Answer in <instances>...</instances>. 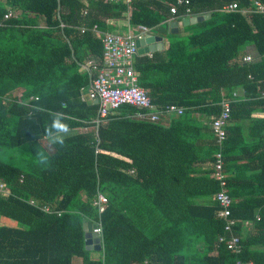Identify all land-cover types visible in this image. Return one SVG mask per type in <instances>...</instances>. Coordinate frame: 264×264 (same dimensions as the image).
<instances>
[{"label": "trees", "instance_id": "trees-1", "mask_svg": "<svg viewBox=\"0 0 264 264\" xmlns=\"http://www.w3.org/2000/svg\"><path fill=\"white\" fill-rule=\"evenodd\" d=\"M176 1L0 0V184L8 189L0 217L18 223L0 226V264H264V119L251 118L264 109V13L255 5L264 0H191L193 16L210 19L185 28L187 38L178 33L166 52L136 57L138 84L157 109H185L170 128L129 105L102 118L86 93L97 74L88 62L104 60L94 26L108 32L131 10L132 26L166 32ZM10 9L17 17L5 19ZM249 46L260 57L245 63ZM224 99L232 101L224 155L239 254L218 245L220 146L215 137L199 149L205 127L193 120L212 123ZM55 119L67 125L62 144L49 135ZM241 119L253 123L250 142ZM98 194L108 199L103 213ZM84 218L102 224L99 258L85 248Z\"/></svg>", "mask_w": 264, "mask_h": 264}, {"label": "built area", "instance_id": "built-area-1", "mask_svg": "<svg viewBox=\"0 0 264 264\" xmlns=\"http://www.w3.org/2000/svg\"><path fill=\"white\" fill-rule=\"evenodd\" d=\"M131 3L132 0H125ZM258 9L264 12V6L259 2L256 3ZM184 7L182 15L192 17L191 0H177L170 6L171 14L176 16L179 9ZM238 8L234 3L225 6L227 11H233ZM17 17L13 10L5 15V19ZM150 29L145 25H138L126 33L103 34L104 60L100 64L95 61H89L88 66L93 68L97 73L96 77L87 90V95L93 102L98 101L100 105L99 115L107 118L110 114L120 110L122 106L129 105L137 108L133 116L140 119H149L159 122L162 114H182L184 109L177 105L167 106L165 109H157L152 103L147 91L138 84V76L134 68L135 56L139 48L137 40L144 37ZM245 63L255 61L251 55H246L243 60ZM37 99V98H36ZM232 113V101L224 99L222 110L218 116L212 118L211 127L217 137V143L220 146L216 154L217 160L214 162L213 177L220 182L221 191L217 194L216 199L220 203L221 210L219 216L226 220L225 234L219 237V243L225 244L228 250L239 254L242 250L241 238L235 234L234 228L237 223L231 218V208L233 199L228 193L227 173L225 171L224 143L228 138V125ZM8 189L0 184V194H8ZM108 199L103 194H98L95 204L99 207V212L103 213ZM31 204L35 205L33 201ZM47 212H51L49 207H45ZM95 229L97 233H102V224L99 222Z\"/></svg>", "mask_w": 264, "mask_h": 264}, {"label": "crops", "instance_id": "crops-1", "mask_svg": "<svg viewBox=\"0 0 264 264\" xmlns=\"http://www.w3.org/2000/svg\"><path fill=\"white\" fill-rule=\"evenodd\" d=\"M130 15H131V10L127 13L125 19L109 21L108 22L109 27H110V31L109 32H127L130 29H132L133 26L130 24ZM180 17H181L180 20H178L174 15H172L173 19L171 20V22H174V21H179L180 22V26H178V31H176V32H171V28L170 27L167 28L166 32L165 31L161 32L159 27L155 28V29H152V30L150 29V31L148 32V33H152V34H154L156 36H160L164 40L163 41L164 42V47L162 48V50L160 49L161 51L157 50V52H162V51L166 52L168 50L169 46H170L171 41H173L174 39H176V37H178L177 36L178 33H181V36H185V35L188 34L186 32L187 30L185 29L187 27H184L182 25V19L187 17V16L181 15ZM153 54L154 53L144 54V55H147V56L151 57ZM138 55H140V54L138 53L135 56V61H136V57H138ZM246 55H251L255 61H256V58L260 57V55H258V52H257V50L255 49L254 46H249V47L246 48L245 56ZM134 68H135V66H134ZM235 94L241 100H245L246 99L245 91L243 89L237 90L235 92ZM183 114H184V111H183L182 114H174V115H171V114H168V115L165 114L164 115V114H162L160 121L166 128H170L171 125L173 124V120L172 119L173 118H177V117L179 118V117H181L180 115H183ZM171 116H173V117H171ZM252 117L253 118H259V119H264V109H261V108L255 109V111L251 115V118ZM193 120L199 125V127H201L202 125L205 127L202 130V133L205 136V138H204L205 140L198 141L199 149L200 148L204 149L210 143V141H212L216 137V135L214 134V132H213V130L211 128V123L208 122V120H209L208 117H203V116L197 114V115H195ZM230 122H229L228 126H230V124H231ZM237 124L241 128L244 127L245 132H246V136L245 137L248 138L249 142H250L249 131H250V128L252 127V125H253L252 121L250 119H241L240 121H238ZM216 140H217V137H216ZM201 154L203 155L204 152L202 151ZM197 166L200 167L202 169V171L209 170L212 167L211 164H209V163H203V164H199ZM228 193H229V188H228ZM250 226L251 225H248V227L244 230V233H247V234L251 233L252 228Z\"/></svg>", "mask_w": 264, "mask_h": 264}, {"label": "water", "instance_id": "water-1", "mask_svg": "<svg viewBox=\"0 0 264 264\" xmlns=\"http://www.w3.org/2000/svg\"><path fill=\"white\" fill-rule=\"evenodd\" d=\"M208 19H210V15L185 17L182 19V25L184 27H189ZM178 26H180L179 21L171 22L169 25V27L171 28V32L178 31ZM163 41L164 40L162 37L156 36L152 33H147L143 38L137 40L139 54H150L157 52V50H162V48L164 47ZM95 103L97 104L98 101H95ZM96 227L97 225L88 218L83 219L85 248L88 251H101L103 249L101 236L97 232L93 231V229Z\"/></svg>", "mask_w": 264, "mask_h": 264}, {"label": "clouds", "instance_id": "clouds-1", "mask_svg": "<svg viewBox=\"0 0 264 264\" xmlns=\"http://www.w3.org/2000/svg\"><path fill=\"white\" fill-rule=\"evenodd\" d=\"M257 2H259V1H256L255 2V5L257 6ZM260 4H262L261 2H259ZM263 5V4H262ZM264 6V5H263ZM238 9V8H237ZM257 10L260 12V13H264V12H261L259 9H258V6H257ZM9 12V11H8ZM179 15V14H178ZM178 15H176L175 17H177ZM134 27H136V26H133L132 28H134ZM98 26L96 25V26H94V28H93V30L99 35V34H101V33H105V32H100L99 30H98ZM85 31V27H83V32ZM109 32V31H108ZM128 32V31H127ZM110 33H126V32H110ZM145 36V35H144ZM138 53H139V51H138ZM96 62V61H95ZM103 62V61H102ZM102 62H99L100 64L102 63ZM254 62V61H253ZM37 98V99H36ZM36 98H33L32 100H39V98L38 97H36ZM95 103V102H94ZM98 104V103H97ZM179 107H181V106H179ZM183 108V107H182ZM212 128V127H211ZM51 129H56V132H52V130ZM51 129H49V135H50V138L53 140V141H55V142H58V143H63L64 142V137L62 136V135H60V133H62V132H65L66 130H67V125L65 124V123H63V122H61L59 119H55L54 121H53V123H52V125H51ZM42 159H44V157H42ZM214 165V164H213ZM213 170H214V166H213ZM131 173H133V171H131ZM227 173V172H226ZM227 175L229 176V174L227 173ZM212 176H213V174H212ZM49 208H51V207H49ZM220 212V211H219ZM219 212H218V216H219ZM220 217V216H219ZM90 220V219H89ZM225 220V219H224ZM94 224H96L97 225V227L99 226L98 225V223H99V221H94V220H91ZM226 221V220H225ZM236 225H237V223H236ZM236 225H235V227H236ZM226 226V225H225ZM96 227V228H97ZM96 228H94L93 229V231L94 232H96L95 231V229ZM234 231H235V228H234ZM226 232V231H225ZM100 236H101V238L103 239V227H102V233H98ZM224 235V234H223ZM219 240V239H218ZM218 245H222V244H220L219 243V241H218Z\"/></svg>", "mask_w": 264, "mask_h": 264}, {"label": "rangeland", "instance_id": "rangeland-1", "mask_svg": "<svg viewBox=\"0 0 264 264\" xmlns=\"http://www.w3.org/2000/svg\"><path fill=\"white\" fill-rule=\"evenodd\" d=\"M186 32H187L188 34L185 35V36L182 37V38H187L188 35L192 33V31H190V30H187ZM1 225L14 226V227H16V226H18V223H16V222L13 221V220H10V219H6V218H3V217H0V226H1ZM92 255H93L94 258H99V257L101 256V253H100V251H93V252H92ZM75 262H76V264H81L82 260H81V259H76Z\"/></svg>", "mask_w": 264, "mask_h": 264}]
</instances>
